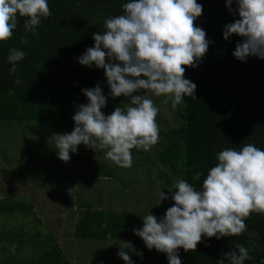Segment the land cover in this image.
<instances>
[{
    "label": "clouds",
    "instance_id": "obj_1",
    "mask_svg": "<svg viewBox=\"0 0 264 264\" xmlns=\"http://www.w3.org/2000/svg\"><path fill=\"white\" fill-rule=\"evenodd\" d=\"M224 6L233 19L223 25L222 37H240L232 56L242 62L250 56L264 60V0H224ZM202 8L197 0H125L121 14L103 20L104 31L94 32L93 45L74 59L82 66L103 69L108 93L99 82L81 88L87 103L76 106L73 129L52 135L59 159L67 162L70 152L76 153L84 144L95 152L105 150V158L117 167L130 168L133 148L149 151L159 142V108L148 93L163 96L173 109L185 97L195 96L196 84L185 78L183 66L196 68L212 43L205 30L194 25ZM51 14L48 0H0V41L13 35L18 16L24 18L25 33L35 34L41 19ZM21 43L27 44L26 36ZM25 55L19 48L9 49L10 73L17 72V62ZM14 83L22 81L17 78ZM120 96L130 103L105 114L102 109L108 98ZM214 159L206 174L196 171L192 175L193 181L203 176L198 189L186 179L175 180L167 193L158 191L155 205L169 199L174 203L159 218L150 211L140 216L142 226L132 229L148 250L165 253L168 264H182L180 250L194 251L202 236L217 240L239 236L247 232L245 220L250 214L264 215V148L252 143L239 149L227 147L217 151ZM247 235L254 245L259 234ZM255 250L237 243L223 257L226 264H244ZM129 252L143 259L142 250L124 241L117 255L125 264H135ZM218 264L225 260L218 259Z\"/></svg>",
    "mask_w": 264,
    "mask_h": 264
},
{
    "label": "trees",
    "instance_id": "obj_2",
    "mask_svg": "<svg viewBox=\"0 0 264 264\" xmlns=\"http://www.w3.org/2000/svg\"><path fill=\"white\" fill-rule=\"evenodd\" d=\"M124 2L48 0L52 14L41 19L35 34L25 33L24 18L18 16L13 35L0 41V123L73 125L76 106L87 103L81 88L93 87L99 82L107 95L103 69L82 66L74 57L93 45V33L104 31L103 20L121 14ZM197 2L203 8L194 25L202 27L212 43L196 68L183 66L185 78L193 81L196 88L195 96L185 97L177 106L181 123L159 130L157 159L166 170L158 178L166 191L180 178L198 189L203 176L193 181L192 175L196 171L206 174L216 163L215 153L223 148L239 149L248 143L264 148V60L250 56L242 62L232 56L240 37L235 34L228 40L222 37L223 25L233 19L224 0ZM25 36L26 45L21 43ZM10 48L26 53L17 62L16 73L9 72L11 65L6 62ZM17 78L22 81L19 85L14 83ZM95 173L113 176V171L104 165L96 168ZM78 208L81 213L74 226L77 240L132 239L131 227L139 219L136 214L94 208L86 201H81ZM33 213L30 203L0 199V216L18 217L16 225L0 232V241L7 243L6 246L19 242L16 255L7 257L5 250L0 251V264H73L62 254L59 240L50 233H42L37 218L27 224L26 219ZM245 223L247 232L259 234L254 238V245L250 244L247 232L219 240L202 236L194 251L180 250L182 264H218V259H224L226 264L224 252L237 243L256 249L250 251L251 259L244 264H264V215L252 213Z\"/></svg>",
    "mask_w": 264,
    "mask_h": 264
},
{
    "label": "rangeland",
    "instance_id": "obj_3",
    "mask_svg": "<svg viewBox=\"0 0 264 264\" xmlns=\"http://www.w3.org/2000/svg\"><path fill=\"white\" fill-rule=\"evenodd\" d=\"M148 97L159 108L156 120L160 131L181 123L177 107L173 109L171 102L165 104L163 96L157 97L150 92ZM129 103L123 96L108 98L102 111L110 114L115 106ZM20 124L0 123V199L30 203L34 213L26 219L27 224L37 218L42 233L54 235L59 240L62 254L73 264H125L117 255L124 241H80L75 238L74 226L81 213L78 208L81 201L91 203L94 208L132 212L139 219L131 227L132 239L127 241L143 251V259L129 252L130 257L135 264H168L165 253L148 250L142 238L132 231L134 227L142 226L140 216L150 211L159 218L174 203L169 199L155 205L158 191L168 192L158 178V174L166 169L159 164L156 145L149 151L133 148L130 168L117 167L105 158V150L97 148L95 152L84 144L78 146L76 153L70 152V159L65 162L56 155L52 135L70 132L74 124ZM103 165L113 171V176L95 173V169ZM17 218L0 216V232L16 225ZM6 244L0 241V251L5 250L7 257L18 253V241L9 246Z\"/></svg>",
    "mask_w": 264,
    "mask_h": 264
}]
</instances>
